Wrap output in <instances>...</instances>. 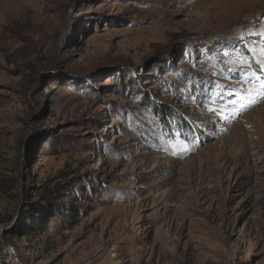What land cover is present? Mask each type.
Returning <instances> with one entry per match:
<instances>
[{
    "label": "rangeland",
    "instance_id": "obj_1",
    "mask_svg": "<svg viewBox=\"0 0 264 264\" xmlns=\"http://www.w3.org/2000/svg\"><path fill=\"white\" fill-rule=\"evenodd\" d=\"M262 30L264 0H0V264H264Z\"/></svg>",
    "mask_w": 264,
    "mask_h": 264
},
{
    "label": "built area",
    "instance_id": "obj_2",
    "mask_svg": "<svg viewBox=\"0 0 264 264\" xmlns=\"http://www.w3.org/2000/svg\"><path fill=\"white\" fill-rule=\"evenodd\" d=\"M3 254L4 257L2 258V262L4 264H24L20 260L13 244H6L4 246Z\"/></svg>",
    "mask_w": 264,
    "mask_h": 264
},
{
    "label": "snow or ice",
    "instance_id": "obj_3",
    "mask_svg": "<svg viewBox=\"0 0 264 264\" xmlns=\"http://www.w3.org/2000/svg\"><path fill=\"white\" fill-rule=\"evenodd\" d=\"M259 35H260L262 38H264V30H262V31L259 33ZM252 51L255 53L256 50L253 49ZM259 51H260V55H261V60L258 62V68H259L260 71H264V48H261ZM260 88H261V90H260V92L257 93V94H259V95H264V83H262V84L260 85ZM242 99H243V98H242ZM245 106H246V105L241 104V106H240V110H242L243 107H245Z\"/></svg>",
    "mask_w": 264,
    "mask_h": 264
},
{
    "label": "trees",
    "instance_id": "obj_4",
    "mask_svg": "<svg viewBox=\"0 0 264 264\" xmlns=\"http://www.w3.org/2000/svg\"><path fill=\"white\" fill-rule=\"evenodd\" d=\"M65 188V191H69V189H67L66 187H64ZM65 195V194H64ZM73 198H75V197H79V195H76V194H74L73 196H72ZM43 223L42 222V220H40V221H38V223Z\"/></svg>",
    "mask_w": 264,
    "mask_h": 264
},
{
    "label": "bare ground",
    "instance_id": "obj_5",
    "mask_svg": "<svg viewBox=\"0 0 264 264\" xmlns=\"http://www.w3.org/2000/svg\"><path fill=\"white\" fill-rule=\"evenodd\" d=\"M243 1V0H242ZM246 1H249V0H246Z\"/></svg>",
    "mask_w": 264,
    "mask_h": 264
}]
</instances>
